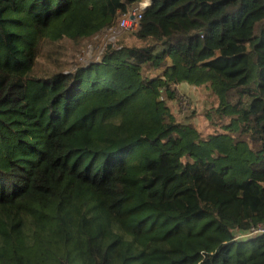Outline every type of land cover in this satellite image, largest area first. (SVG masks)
Here are the masks:
<instances>
[{
  "label": "trees",
  "instance_id": "obj_1",
  "mask_svg": "<svg viewBox=\"0 0 264 264\" xmlns=\"http://www.w3.org/2000/svg\"><path fill=\"white\" fill-rule=\"evenodd\" d=\"M143 1L0 0V264H264V0H150L77 58Z\"/></svg>",
  "mask_w": 264,
  "mask_h": 264
},
{
  "label": "rangeland",
  "instance_id": "obj_2",
  "mask_svg": "<svg viewBox=\"0 0 264 264\" xmlns=\"http://www.w3.org/2000/svg\"><path fill=\"white\" fill-rule=\"evenodd\" d=\"M124 15H122V17ZM124 31L125 30L117 28L116 33L115 31H111V26L104 29L100 35L86 42L84 51L80 53L77 58H84L85 60L89 61L99 59L101 55L102 46L105 45L104 41L107 38L113 39V37L122 34ZM232 48L235 53H238L243 51L244 47L233 46ZM179 96L183 99V102L180 101L181 103H179L178 105L173 104L172 106H174V110L178 113L179 116L186 118L188 116H191L194 109H196L194 107L199 103L198 101L202 98V92L200 89H196L193 87H188L187 90L179 88ZM195 122L199 126V129L202 133L207 134L209 132L208 123L202 122L201 119L198 118L195 119Z\"/></svg>",
  "mask_w": 264,
  "mask_h": 264
},
{
  "label": "built area",
  "instance_id": "obj_3",
  "mask_svg": "<svg viewBox=\"0 0 264 264\" xmlns=\"http://www.w3.org/2000/svg\"><path fill=\"white\" fill-rule=\"evenodd\" d=\"M142 7H140V3L136 5V9L134 11H129L126 15L123 17L121 16L118 21L116 22V25L111 27V31H115L117 33V28L121 30H127L129 28H137L139 20L142 18V14L145 12L147 8L151 6V1L146 0L142 2ZM116 37V36H115ZM114 39V37H113ZM102 54V51H101ZM258 233H264V226H260L258 228L253 229L251 235L258 234ZM244 235H241L239 238H243Z\"/></svg>",
  "mask_w": 264,
  "mask_h": 264
},
{
  "label": "crops",
  "instance_id": "obj_4",
  "mask_svg": "<svg viewBox=\"0 0 264 264\" xmlns=\"http://www.w3.org/2000/svg\"><path fill=\"white\" fill-rule=\"evenodd\" d=\"M179 88H183L184 90H187L188 86L183 84V85H180Z\"/></svg>",
  "mask_w": 264,
  "mask_h": 264
},
{
  "label": "clouds",
  "instance_id": "obj_5",
  "mask_svg": "<svg viewBox=\"0 0 264 264\" xmlns=\"http://www.w3.org/2000/svg\"><path fill=\"white\" fill-rule=\"evenodd\" d=\"M146 1V0H145ZM144 2V1H143ZM142 3V2H141ZM138 4V3H137ZM135 9H136V5H135ZM134 11V10H133ZM84 67V66H83Z\"/></svg>",
  "mask_w": 264,
  "mask_h": 264
},
{
  "label": "bare ground",
  "instance_id": "obj_6",
  "mask_svg": "<svg viewBox=\"0 0 264 264\" xmlns=\"http://www.w3.org/2000/svg\"><path fill=\"white\" fill-rule=\"evenodd\" d=\"M139 6H140V7H142V6H143V4H140Z\"/></svg>",
  "mask_w": 264,
  "mask_h": 264
}]
</instances>
